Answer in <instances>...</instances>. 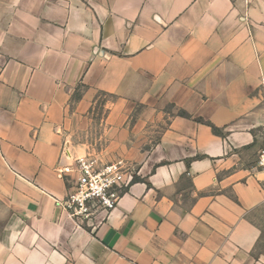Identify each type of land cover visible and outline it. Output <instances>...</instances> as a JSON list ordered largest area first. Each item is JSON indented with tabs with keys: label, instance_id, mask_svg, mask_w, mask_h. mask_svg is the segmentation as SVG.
Instances as JSON below:
<instances>
[{
	"label": "crops",
	"instance_id": "crops-1",
	"mask_svg": "<svg viewBox=\"0 0 264 264\" xmlns=\"http://www.w3.org/2000/svg\"><path fill=\"white\" fill-rule=\"evenodd\" d=\"M263 133L264 0H0V264H264ZM101 142L136 180L71 220Z\"/></svg>",
	"mask_w": 264,
	"mask_h": 264
},
{
	"label": "built area",
	"instance_id": "built-area-1",
	"mask_svg": "<svg viewBox=\"0 0 264 264\" xmlns=\"http://www.w3.org/2000/svg\"><path fill=\"white\" fill-rule=\"evenodd\" d=\"M257 167L264 175V146ZM58 170L60 177L71 184L62 208L74 221H90L100 213L110 215L138 174L137 166L129 161L102 164L92 154L77 157Z\"/></svg>",
	"mask_w": 264,
	"mask_h": 264
},
{
	"label": "rangeland",
	"instance_id": "rangeland-1",
	"mask_svg": "<svg viewBox=\"0 0 264 264\" xmlns=\"http://www.w3.org/2000/svg\"><path fill=\"white\" fill-rule=\"evenodd\" d=\"M115 99L113 97H105V96H100L98 97V103H97V112L94 118H96L97 121H101L103 119V117H105L107 115V111L105 109V103H107L108 101H114ZM163 126H161L159 129H161ZM264 134V133H263ZM90 149L92 150V152L90 154H92L94 156V158L102 164H106L108 163L111 159L108 156V153L106 152V144L105 143H99L97 145H95V143L90 146ZM105 153V154H104Z\"/></svg>",
	"mask_w": 264,
	"mask_h": 264
},
{
	"label": "trees",
	"instance_id": "trees-1",
	"mask_svg": "<svg viewBox=\"0 0 264 264\" xmlns=\"http://www.w3.org/2000/svg\"><path fill=\"white\" fill-rule=\"evenodd\" d=\"M102 96L107 97V95H102ZM78 98H79V96H76L75 99H78ZM180 115H181L182 117H188V114H187L186 112H184V111H181V112H180Z\"/></svg>",
	"mask_w": 264,
	"mask_h": 264
}]
</instances>
